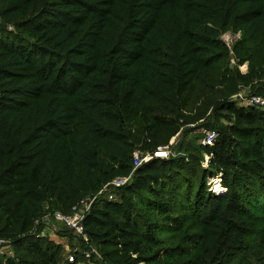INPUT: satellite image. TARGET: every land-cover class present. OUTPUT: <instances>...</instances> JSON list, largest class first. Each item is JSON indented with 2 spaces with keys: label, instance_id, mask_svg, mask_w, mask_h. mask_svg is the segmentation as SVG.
<instances>
[{
  "label": "trees",
  "instance_id": "obj_1",
  "mask_svg": "<svg viewBox=\"0 0 264 264\" xmlns=\"http://www.w3.org/2000/svg\"><path fill=\"white\" fill-rule=\"evenodd\" d=\"M244 89L264 95V0H0V264H264V109ZM176 135L92 202L87 241L63 224L74 261L43 234Z\"/></svg>",
  "mask_w": 264,
  "mask_h": 264
},
{
  "label": "built area",
  "instance_id": "obj_2",
  "mask_svg": "<svg viewBox=\"0 0 264 264\" xmlns=\"http://www.w3.org/2000/svg\"><path fill=\"white\" fill-rule=\"evenodd\" d=\"M228 43V42H227ZM230 44V43H228ZM246 66V65H245ZM247 67L242 69V71H246ZM233 98L235 100L241 101L242 103L246 105H252L256 104L264 109V95L256 94V93H249L244 90L239 91L238 93L233 95ZM219 136V132L216 130H209L204 132L203 137L201 138L200 142L206 145H212L217 137ZM173 144L172 140L168 144L159 146L154 152H144L140 149H136L133 153V158H134V168L132 172L128 176H118L106 183L95 195L91 197L85 198L80 205H75L72 208V211L65 213L62 211H56L52 215L53 217L60 222L61 224H64L68 229L72 230L73 233L82 235L84 240H88V235L85 232L83 220L86 216V213L89 211L92 202L98 198V197H104V198H109L113 199L114 198V192L113 190L116 189L118 186H122L129 182L133 176L134 170L140 166L144 162H148L154 158H167L169 155L172 153V147L171 145ZM171 148V149H170ZM210 155L205 156V161L208 162ZM207 164V163H206ZM216 182H220V177L215 178ZM214 180V181H215ZM47 214L43 217L42 221L43 223L48 226V222L46 221V218H48ZM47 227H45L42 232L45 234V230ZM5 240L0 239V252L3 251L6 245L4 244ZM63 243L62 241H59ZM64 245V244H63ZM65 247V253H66V246ZM76 249V248H75ZM92 252L97 253L100 257L101 254L98 252V250L95 247H92L90 250H85V256L89 257ZM69 261H74L75 260V253L73 250H69L67 252V257H65Z\"/></svg>",
  "mask_w": 264,
  "mask_h": 264
},
{
  "label": "rangeland",
  "instance_id": "obj_3",
  "mask_svg": "<svg viewBox=\"0 0 264 264\" xmlns=\"http://www.w3.org/2000/svg\"><path fill=\"white\" fill-rule=\"evenodd\" d=\"M223 38L228 42L231 43L233 40H235L239 34H232V32H226L223 35ZM246 66L242 65L241 69H244ZM244 91L249 92V89H244ZM206 132V130L203 131V133ZM182 136V134L180 135ZM192 134H189L188 138H192ZM194 138V137H193ZM177 139H179V137L174 136L171 140L173 142V144L177 141ZM171 149V148H170ZM173 151V148H172ZM207 162L204 160V164H206ZM216 183V180L213 181L212 185L214 186V184ZM218 187V184L215 185V188ZM46 221L48 222V226L45 224V222L43 223V229L45 227H47V229L45 230V234L47 233L48 235H50V237H52L54 240L56 241H62L63 244L66 246V253H65V257H67V252H69V250H74L75 248L77 249V247H79V241L78 239H74L73 243L76 245L75 248L72 247L71 242H70V238L67 235H60L59 231L63 230L65 227L63 224H61L60 222H58L53 215H48V218H46ZM3 253L6 254H10L11 253V247L10 246H6L4 249H2ZM79 264H85L83 263H79Z\"/></svg>",
  "mask_w": 264,
  "mask_h": 264
},
{
  "label": "clouds",
  "instance_id": "obj_4",
  "mask_svg": "<svg viewBox=\"0 0 264 264\" xmlns=\"http://www.w3.org/2000/svg\"><path fill=\"white\" fill-rule=\"evenodd\" d=\"M226 32H229V31H226ZM226 32H224V33H226ZM230 32H231V31H230ZM224 33H223V34H224ZM223 34H222V35H223ZM232 34H234V35H235V34H239V36H238L236 39H238V38L240 37V35H241L240 32H232ZM222 38H223V36H222ZM223 39H224V38H223ZM236 39H235V40H236ZM224 40H225V39H224ZM235 40H233L230 44H228L226 40H225V42L231 47V45L233 44V42H234ZM233 61H234V60H233ZM242 65H246V67H248V66H247V63L242 64ZM242 65L239 66L240 69H241V66H242ZM241 70H242V69H241ZM246 71H247V69H246ZM243 72H244V71H243ZM219 184H220V183H219Z\"/></svg>",
  "mask_w": 264,
  "mask_h": 264
}]
</instances>
